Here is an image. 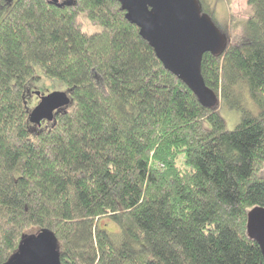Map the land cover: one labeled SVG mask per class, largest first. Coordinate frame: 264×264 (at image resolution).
<instances>
[{
    "label": "trees",
    "instance_id": "16d2710c",
    "mask_svg": "<svg viewBox=\"0 0 264 264\" xmlns=\"http://www.w3.org/2000/svg\"><path fill=\"white\" fill-rule=\"evenodd\" d=\"M65 2L0 0V264L40 229L60 264H262L246 220L264 207V0H246L223 53L202 56L205 85L241 110L231 130L118 2ZM81 12L101 30L85 32ZM38 67L70 99L40 126L26 86Z\"/></svg>",
    "mask_w": 264,
    "mask_h": 264
},
{
    "label": "water",
    "instance_id": "95a60500",
    "mask_svg": "<svg viewBox=\"0 0 264 264\" xmlns=\"http://www.w3.org/2000/svg\"><path fill=\"white\" fill-rule=\"evenodd\" d=\"M54 5L67 4L49 0ZM120 4L126 19L136 25L139 34L153 48L165 69L182 80L204 107L215 108L219 97L205 85L201 60L205 53L221 54L229 43L200 0H112ZM39 96L31 108L29 121L40 126L42 120L52 122L54 113L70 104L67 92L52 91ZM247 234L260 247L264 264V207L255 206L247 215ZM17 249L3 264H60L55 234L40 229L25 234Z\"/></svg>",
    "mask_w": 264,
    "mask_h": 264
},
{
    "label": "rangeland",
    "instance_id": "374dc122",
    "mask_svg": "<svg viewBox=\"0 0 264 264\" xmlns=\"http://www.w3.org/2000/svg\"><path fill=\"white\" fill-rule=\"evenodd\" d=\"M65 1V0H62ZM201 6L205 9L212 19H214L215 24L221 30L226 32L228 35L230 34V16L237 15L241 13L244 9L246 0H200ZM78 21L82 29L87 32L88 34H92L93 32H98L101 30V26L97 24H91L88 21L87 15L83 12L78 14ZM34 76L31 77L27 83V88L29 91L39 92L40 94L47 95L52 93V91L57 92H67V85L63 82L58 80L53 76L47 75L43 70L42 67L35 68ZM30 102L28 103L29 106L34 107L38 101L39 96H33L32 92H30ZM244 108L246 110H250L251 112L255 113L257 111L256 105L253 104L249 94H247V99L243 100ZM217 110L220 116L224 119V124L226 129H234L235 126L241 121V110L236 109L234 107H230L221 103L220 98L216 104ZM100 225H106L107 229L112 231L116 230L117 227L114 223H111L106 217H102L99 219Z\"/></svg>",
    "mask_w": 264,
    "mask_h": 264
},
{
    "label": "flooded vegetation",
    "instance_id": "af4514ba",
    "mask_svg": "<svg viewBox=\"0 0 264 264\" xmlns=\"http://www.w3.org/2000/svg\"><path fill=\"white\" fill-rule=\"evenodd\" d=\"M30 92H32L33 96H35V95H36V94L34 93L35 91H31V90H30ZM30 94H31V93H30ZM38 98H39V97H38Z\"/></svg>",
    "mask_w": 264,
    "mask_h": 264
}]
</instances>
